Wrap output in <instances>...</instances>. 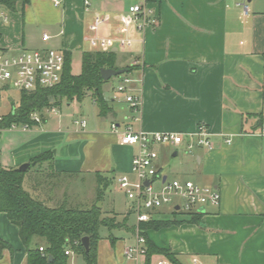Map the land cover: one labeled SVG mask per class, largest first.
<instances>
[{
  "label": "crops",
  "instance_id": "1",
  "mask_svg": "<svg viewBox=\"0 0 264 264\" xmlns=\"http://www.w3.org/2000/svg\"><path fill=\"white\" fill-rule=\"evenodd\" d=\"M255 1L147 0L155 22L140 31L131 26L126 34L130 45L117 42L123 36L129 0H89V9L83 0H61L60 5L52 0H19L14 10L0 5V51L49 47L70 51L71 56L78 52L81 57L85 51L111 50L118 68L135 65L122 78L129 79L127 92L139 99L135 110L124 97L107 94L105 82L104 115L92 98L95 107L80 118L86 122L84 127L74 120L75 126L56 130L47 126L45 117L41 126L24 131L30 137L20 145L6 146L2 141L0 166L17 168L51 150L54 172L47 164L50 175L99 174L112 182L130 172L137 151L120 143L118 131L131 127L187 133L205 126L213 147L192 152L181 147L183 158L173 149L170 173L172 178L190 180L182 177L191 176L202 182L199 185L216 188L220 203L204 206L198 223L148 230L146 235L156 246L173 251L182 264H264V136L260 134L264 129V6ZM246 2L251 4L248 15L243 13ZM96 19L101 20L97 27ZM44 33L50 36L48 41L42 40ZM8 90L12 88L3 91ZM5 99L10 106L6 100L0 102L2 115L14 106L11 95ZM6 131L15 133L4 129L1 134ZM162 145L157 148L156 166L171 178L160 163V155L170 147ZM36 165L26 171V189L51 206L61 202L64 194L54 200L52 190L41 192L32 182L31 169ZM130 233L100 235L96 264H146L145 253L126 255L136 244V232ZM0 239L9 245L0 250V264H26L18 228L4 212H0ZM35 243L45 246L39 239ZM68 250L67 264H79L77 257L82 255ZM159 261L171 264L160 254H153L149 264Z\"/></svg>",
  "mask_w": 264,
  "mask_h": 264
},
{
  "label": "trees",
  "instance_id": "2",
  "mask_svg": "<svg viewBox=\"0 0 264 264\" xmlns=\"http://www.w3.org/2000/svg\"><path fill=\"white\" fill-rule=\"evenodd\" d=\"M17 1L19 0H0V5L14 10ZM22 1L26 2V0ZM63 55L64 63L60 81L53 87L37 86L34 90L19 91L18 103L3 115L0 122L1 129L8 128L12 123H27L31 128L38 126V123L31 120L32 113H39L44 121V109L57 108L64 100L81 101L88 93L98 105L100 115H104L107 101L102 93V85L107 80H103L100 68L119 69L115 64L116 53L111 50L82 52L80 72L77 74L71 71V52L66 50ZM134 68L135 65L126 66L125 73ZM53 158L54 153L49 150L35 156L31 161H35L36 164L46 162L50 171L54 172L52 171ZM27 173L15 167L0 166V212H4L8 220L17 226L27 254L26 264H67V254H65L67 249L81 254L86 264H96L99 228L104 226L110 230L124 227V222L117 221L115 213L104 215L103 209L96 207V203L87 208L74 206L70 204L67 196H64L61 202L51 206L48 202L31 195L25 188L24 180ZM104 190L97 192L96 201L102 198ZM158 213L160 212H157L151 220L138 223L139 233L144 238L146 264H149L153 254L163 255L171 264H182L173 251L156 246L148 238L146 231L159 230L184 222L198 223L202 212L184 213L172 210L169 213L170 218L157 216ZM180 213L190 218L177 219L175 215ZM130 214H132L131 211H129ZM130 230L136 231V223L130 227ZM84 236L89 238L88 252H85L81 244V238ZM39 238L45 243L42 250H39V246L35 243V240ZM6 247L9 245L0 239V250ZM49 255L50 262H48Z\"/></svg>",
  "mask_w": 264,
  "mask_h": 264
},
{
  "label": "built area",
  "instance_id": "3",
  "mask_svg": "<svg viewBox=\"0 0 264 264\" xmlns=\"http://www.w3.org/2000/svg\"><path fill=\"white\" fill-rule=\"evenodd\" d=\"M55 5H60L61 0H52ZM128 16L123 19V36L117 38V42L122 45H130L131 39L126 35L131 26L144 30L149 24L155 22L152 17V10L148 7L147 0H129ZM85 9L90 6L89 0H83ZM249 8L243 4V13L248 15ZM101 23L96 19L94 26ZM50 36L46 33L42 35L43 41H48ZM106 42H102L104 44ZM64 63V55L54 48H41L23 51L20 54L8 55L0 51V97L5 89L34 90L37 86L53 87L60 81L61 70ZM129 79L123 77L122 83L117 86V91L124 92L125 101L133 109H137L139 99L127 92ZM55 108H51L53 111ZM3 115L0 114V122ZM31 120L36 123L42 122L39 113L31 114ZM76 125L85 126V120L77 119ZM31 127L27 123H12L6 129L26 131ZM4 129L0 128V131ZM112 130L117 132L115 125ZM119 141L123 145L135 146L137 151L132 157L131 169L128 174H122L117 178L119 189L123 192L127 200V208L135 216L138 226L139 222H146L156 216V213L165 208L169 211L189 213L199 212L201 207L206 205L217 206L220 203V192L213 187L202 186L191 180H180L177 178H167L157 169L156 162L158 152L157 145L166 144L169 146H181L184 151L192 152L196 148L211 149L213 142L210 139V131L205 126H199L193 132H147L144 130H134L125 127L118 131ZM264 136V129L260 132ZM230 142L229 139L226 140ZM136 244L129 247L125 253L128 257L145 253L144 238L136 228ZM42 250V247H39ZM69 254V250H65ZM157 264H163L159 261Z\"/></svg>",
  "mask_w": 264,
  "mask_h": 264
},
{
  "label": "rangeland",
  "instance_id": "4",
  "mask_svg": "<svg viewBox=\"0 0 264 264\" xmlns=\"http://www.w3.org/2000/svg\"><path fill=\"white\" fill-rule=\"evenodd\" d=\"M107 1V0H105ZM255 2H259V5L261 7L264 6V0H256ZM92 3V2H91ZM248 6L251 4L249 2H246ZM127 5V3H126ZM252 7V6H251ZM90 6L88 7V9ZM20 14V13H19ZM2 19V16H0V20ZM40 35V32H39ZM31 50V49H29ZM61 51V50H60ZM23 50L17 52V53H11L7 52L8 55L12 54H20ZM80 53L73 52L71 56V71L72 73H78L80 71ZM133 66V65H132ZM122 76H112L110 79L106 81L105 85V92L107 94H116L118 97H125L124 92L117 91V86L122 83ZM11 95L13 98V104L15 105L18 101V91L16 89L8 90V91H2L1 92V100L5 101V97ZM7 107L10 106V102H7ZM95 107V103L92 101V96L89 94L85 98H83L81 101H63L61 105L57 108H55L53 111H50L51 108L44 109L45 117L48 121V127L55 128L58 130L60 129H66V127L75 126L73 123L74 120L80 119L81 117L88 116V114L91 113L93 108ZM43 123H39L38 126H41ZM37 126V127H38ZM33 127L32 129H34ZM13 132H3L0 135V145L2 141L6 142V146H13L16 147L17 145H20L21 143L25 142L29 137L30 134L24 133L21 129L12 130ZM26 134V135H24ZM158 146L155 147V149L158 152ZM163 146V145H162ZM169 146V145H168ZM170 148L167 151L162 152L160 155V163L164 166V171L169 174V176L172 178V174L170 173L171 167H173L174 160L171 157L170 153L173 149L179 150V158H183L185 153L182 151L181 146H169ZM1 152L3 153V148L0 147ZM47 163H39L31 169V178L32 182H35L37 189H40L41 192L43 191H49L52 190V194L56 197L54 200L60 199L63 194L64 196L68 197L70 204L74 206H79L83 208L90 207L92 204L101 202V208L104 211V215H111V213H115L116 220L120 222H124L123 226H127L128 228L124 227H116L114 229L108 230L106 227L101 226L99 228V234H113V235H122V236H130V227L134 224L135 216L133 214L129 215V210L127 209V200L123 194V192L119 189L117 181L111 182L109 178H105L103 176H99L98 174L95 175H75V176H53L50 175V171L47 168ZM102 177V178H100ZM181 178V177H180ZM182 179H190L196 183L202 184V182H198L191 176H185L182 177ZM106 184L107 187H106ZM106 187V189H105ZM25 188H28L27 185H25ZM105 189V190H104ZM100 190H104V193L102 195L101 199H98L96 201V194L97 192H100ZM161 213H158L157 216H161L162 218H170L171 215L169 214L171 211H169V208H165L164 211H159ZM177 219L180 220H186L190 217L187 215H183L180 213L179 215H175ZM136 224V228H137ZM136 232V231H135ZM128 234V235H127ZM39 240L44 241L43 239L39 238ZM77 261L79 264H86L82 256L77 257Z\"/></svg>",
  "mask_w": 264,
  "mask_h": 264
},
{
  "label": "water",
  "instance_id": "5",
  "mask_svg": "<svg viewBox=\"0 0 264 264\" xmlns=\"http://www.w3.org/2000/svg\"><path fill=\"white\" fill-rule=\"evenodd\" d=\"M247 1H250V0H247ZM125 72H126L125 68H119V69L104 68V67L100 68L101 76H102L103 80H105V81L110 79L112 76L121 75V74H124ZM35 164H36L35 161L25 162V163H22L21 165H19L17 167V169L19 171L26 172L31 167H33ZM96 207H98V208L101 207V202L100 201L96 203ZM175 209L177 210L178 207L176 206ZM199 211L203 212L204 208L201 207L199 209ZM81 244H82L85 252H88V250H89V238H88V236H84V237L81 238ZM50 260H51V256L49 255L48 256V262H50Z\"/></svg>",
  "mask_w": 264,
  "mask_h": 264
}]
</instances>
